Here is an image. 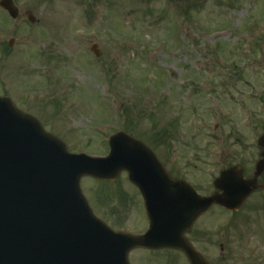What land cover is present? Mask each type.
I'll return each mask as SVG.
<instances>
[{
  "label": "rangeland",
  "instance_id": "obj_1",
  "mask_svg": "<svg viewBox=\"0 0 264 264\" xmlns=\"http://www.w3.org/2000/svg\"><path fill=\"white\" fill-rule=\"evenodd\" d=\"M18 3L41 24L16 29L0 18V97L39 119L70 152L107 155L110 136L124 131L160 155L165 128L176 135L171 151L185 173L204 168V178L215 179L241 161L252 176L264 133V33H256L264 31V0ZM11 38L14 47L4 51ZM122 177L111 184L85 179L82 187L93 208L113 212H100L112 225L139 234L147 228L143 201L129 196ZM260 189L230 249L220 251L224 215L214 219L209 244L208 237L197 241L213 264H264V175ZM143 252L132 264L167 261Z\"/></svg>",
  "mask_w": 264,
  "mask_h": 264
},
{
  "label": "water",
  "instance_id": "obj_2",
  "mask_svg": "<svg viewBox=\"0 0 264 264\" xmlns=\"http://www.w3.org/2000/svg\"><path fill=\"white\" fill-rule=\"evenodd\" d=\"M1 5L17 15L9 0ZM110 144L106 159L70 155L35 120L0 100V264H128L136 246L181 249L191 264H207L183 233L214 202L238 208L264 171L263 152L252 181L223 173L216 185L224 195L202 199L170 185L142 144L124 134ZM123 170L145 199L151 227L143 237L113 233L93 217L80 191L83 176L113 180Z\"/></svg>",
  "mask_w": 264,
  "mask_h": 264
},
{
  "label": "flooded vegetation",
  "instance_id": "obj_3",
  "mask_svg": "<svg viewBox=\"0 0 264 264\" xmlns=\"http://www.w3.org/2000/svg\"><path fill=\"white\" fill-rule=\"evenodd\" d=\"M168 164L170 165V168H169V174H170L173 178H175V179H181V177H180V173H179L180 171L177 170L176 168L172 167V164H171V163H168ZM206 188H207V186H206ZM205 217H206V215L203 216V217L200 219V221L198 222V224H196L197 226L200 225V224L202 225L199 229H197L196 226L193 228V231H192V235H193V236H201V235L205 234L206 232L208 233L209 228H208V226H207V224H206ZM204 227H205V230H206V231L204 230ZM221 249H222V250L225 249L223 245L221 246Z\"/></svg>",
  "mask_w": 264,
  "mask_h": 264
}]
</instances>
